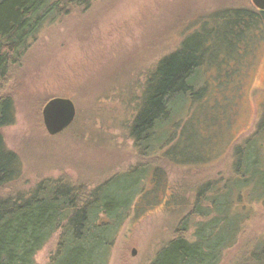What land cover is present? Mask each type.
I'll list each match as a JSON object with an SVG mask.
<instances>
[{"label":"rangeland","instance_id":"rangeland-1","mask_svg":"<svg viewBox=\"0 0 264 264\" xmlns=\"http://www.w3.org/2000/svg\"><path fill=\"white\" fill-rule=\"evenodd\" d=\"M227 8L254 7L250 0H95L44 26L2 90L14 105V123L0 134L21 163L17 189L62 178L90 191L110 180L109 197L130 203L107 264H151L189 215L198 190L234 177V147L264 117V39L247 49L238 44V62L221 43L209 59H222L225 66L211 64L204 70L208 91L200 102L202 111L196 106L197 111H183L198 139L209 137L205 160L187 162L196 156L198 142L187 133L179 145L187 159H178L184 164L167 159L165 149L141 156L129 139L127 125L148 73L186 36L201 33L200 25L222 36L225 26L213 15ZM55 98L70 100L75 118L62 133L50 136L42 110ZM140 167L147 168L143 175L129 173ZM155 169L162 176L159 187L152 179ZM260 170L264 173L262 166ZM248 194L242 191L239 203L234 197L233 211L246 217L237 242L219 264L251 263V251L264 242V197ZM58 235L35 255L36 264H48Z\"/></svg>","mask_w":264,"mask_h":264},{"label":"trees","instance_id":"trees-1","mask_svg":"<svg viewBox=\"0 0 264 264\" xmlns=\"http://www.w3.org/2000/svg\"><path fill=\"white\" fill-rule=\"evenodd\" d=\"M93 1L0 0V129L11 126L15 117L13 99L2 90L39 32L70 10L87 8ZM216 15L225 26L222 36L200 25L201 33L196 30L186 36L179 48L162 58L146 76L135 115L127 125L129 139L141 156L165 149L167 159L184 164L178 159L182 155L179 145L187 133L191 141H198L196 156L187 162L205 160L209 137L198 139V132L191 130L192 119L185 118L183 111L194 110L195 106L202 111L200 102L208 91L204 70L212 65L225 66L222 59H209L221 49V43L228 45L227 55L235 54L232 60L238 62V44L247 49L264 39V12L227 8ZM263 131L264 117L251 136L234 147V177L198 190L189 215L151 264L220 263L225 251L237 242L246 217L243 211H233L234 197L239 203L246 189L251 199L264 197V173L260 170V166L264 168ZM145 171L146 167H140L129 173L143 175ZM152 175L159 187L161 173L155 169ZM20 176L21 163L0 134V264H36L35 255L57 233L48 264H107L117 230L130 208V203L114 202L109 197L111 181L87 191L60 178L20 190L15 185ZM258 177L262 179L257 181ZM194 216L199 222L193 224ZM249 261L247 264H264V242L253 248Z\"/></svg>","mask_w":264,"mask_h":264},{"label":"water","instance_id":"water-1","mask_svg":"<svg viewBox=\"0 0 264 264\" xmlns=\"http://www.w3.org/2000/svg\"><path fill=\"white\" fill-rule=\"evenodd\" d=\"M253 7L264 12V0H250ZM75 118V108L68 99H51L42 110V121L48 135L56 136L67 129ZM135 252H133L134 255Z\"/></svg>","mask_w":264,"mask_h":264}]
</instances>
